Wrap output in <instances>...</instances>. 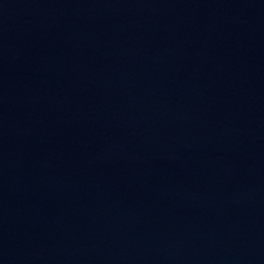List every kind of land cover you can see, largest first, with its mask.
Listing matches in <instances>:
<instances>
[{
    "label": "water",
    "instance_id": "water-1",
    "mask_svg": "<svg viewBox=\"0 0 264 264\" xmlns=\"http://www.w3.org/2000/svg\"><path fill=\"white\" fill-rule=\"evenodd\" d=\"M0 264H264V0H0Z\"/></svg>",
    "mask_w": 264,
    "mask_h": 264
}]
</instances>
